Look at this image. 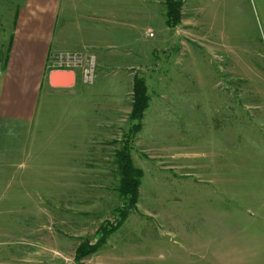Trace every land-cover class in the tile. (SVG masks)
<instances>
[{
    "label": "rangeland",
    "instance_id": "374dc122",
    "mask_svg": "<svg viewBox=\"0 0 264 264\" xmlns=\"http://www.w3.org/2000/svg\"><path fill=\"white\" fill-rule=\"evenodd\" d=\"M129 1L135 16L152 17L138 19L129 36L122 28L108 39L101 48L110 59L94 58L92 84H83L76 68L72 88L44 86L25 154L4 157L0 264H76L78 245L94 243L98 227L123 203L116 157L123 143L143 172L136 210L79 264H232L224 235L231 206L221 199L258 194L254 185L264 180L258 3L216 0L219 8L232 9L234 29L214 45L216 58L204 46L180 44L174 31L168 38L164 2ZM22 2L0 0L1 33L11 24L10 10ZM147 26L152 37L145 35ZM135 75L145 80L149 104L133 135ZM117 106L120 119L102 127ZM259 240L250 237L245 245Z\"/></svg>",
    "mask_w": 264,
    "mask_h": 264
},
{
    "label": "crops",
    "instance_id": "0c3cea01",
    "mask_svg": "<svg viewBox=\"0 0 264 264\" xmlns=\"http://www.w3.org/2000/svg\"><path fill=\"white\" fill-rule=\"evenodd\" d=\"M256 1L264 41V0ZM163 2L165 4V0H160V3ZM131 6L129 0H23L21 5L10 10L11 24L7 26L6 33L0 32V166L4 165V157L9 153L10 157H19L26 152L25 141L30 133L27 128L35 122L44 86L51 88L48 74L53 69V57L79 52L99 62H108L110 57L104 58L101 48L108 39L113 35L118 37L122 28L129 36L138 19L140 22L152 17L147 12L135 16ZM165 9L162 8L160 13L164 22ZM232 20V9L227 6L219 8L216 0H194L193 5H186L183 1L179 25L174 29L165 25V34L170 38V33L174 31L180 44L192 42L200 49L204 46L218 58V48L214 45L227 40L221 42L220 38L233 36ZM107 26L115 29L116 33L104 30ZM149 31L153 30L147 26L146 36ZM120 110L121 106L113 107L109 120L101 126L108 128L110 119H120ZM262 181L254 185L258 194L221 199L226 200L223 203L225 207L231 206V211L226 212L229 216L224 235L232 264H264ZM73 187L74 181L71 184ZM241 218L242 228H239ZM250 237L260 239L258 244L245 245Z\"/></svg>",
    "mask_w": 264,
    "mask_h": 264
},
{
    "label": "trees",
    "instance_id": "16d2710c",
    "mask_svg": "<svg viewBox=\"0 0 264 264\" xmlns=\"http://www.w3.org/2000/svg\"><path fill=\"white\" fill-rule=\"evenodd\" d=\"M182 6L183 0H165V25L167 28L174 29L179 25ZM147 91L144 78L135 75L133 77L132 102L129 115V118L134 121V125L130 128L131 134L133 135L140 131L144 112L148 108L149 95ZM130 150V145L123 143L120 150L116 153L119 174L117 191L123 203L114 210L111 220L103 221L98 227L96 230V241L94 243L84 240L78 245L74 254L76 264H79L84 258L96 253L107 238L122 225L128 214L136 210L143 172L133 165L129 153Z\"/></svg>",
    "mask_w": 264,
    "mask_h": 264
},
{
    "label": "built area",
    "instance_id": "2783aa9c",
    "mask_svg": "<svg viewBox=\"0 0 264 264\" xmlns=\"http://www.w3.org/2000/svg\"><path fill=\"white\" fill-rule=\"evenodd\" d=\"M148 36L152 37V31L148 32ZM55 69L62 70H73L80 69L81 80L83 84H92L95 78V63L94 58L92 56H86L83 53L74 52V53H66L59 54L54 57ZM76 76V74H75Z\"/></svg>",
    "mask_w": 264,
    "mask_h": 264
},
{
    "label": "water",
    "instance_id": "95a60500",
    "mask_svg": "<svg viewBox=\"0 0 264 264\" xmlns=\"http://www.w3.org/2000/svg\"><path fill=\"white\" fill-rule=\"evenodd\" d=\"M76 76L73 70L53 69L48 74V84L53 89H67L75 85Z\"/></svg>",
    "mask_w": 264,
    "mask_h": 264
}]
</instances>
